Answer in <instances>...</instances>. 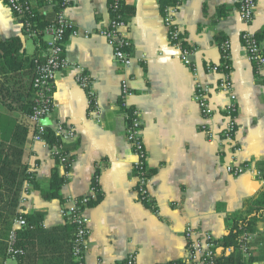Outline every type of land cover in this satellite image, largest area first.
Returning a JSON list of instances; mask_svg holds the SVG:
<instances>
[{
  "label": "crops",
  "instance_id": "1",
  "mask_svg": "<svg viewBox=\"0 0 264 264\" xmlns=\"http://www.w3.org/2000/svg\"><path fill=\"white\" fill-rule=\"evenodd\" d=\"M257 1L255 20L247 28L240 18V0H124L133 12L126 18L125 31L134 56L124 75L113 48L96 34L109 26V0H69L65 14L80 34L66 37L65 55L71 65L57 77L50 115L54 126L75 131L76 138L66 144L69 168L53 156V146L44 136L43 141H34L36 127L22 110V97L8 92L22 91L28 84L27 65L20 63L36 55L37 46L25 35L21 18L0 1V120L11 122L6 135L0 128V138L9 140L15 124L26 130L21 164L33 173L39 189L24 182L17 217L44 216L39 240L23 241L20 264H73L74 230L62 210L84 197L94 199L85 209L89 237L82 264H125L132 255L136 264L182 261L187 257L189 226L218 241L228 234L232 215L264 187L249 175L236 178L226 171L233 152L258 169L264 165V73L256 71L242 42L249 29L264 47V0ZM170 5H177L176 24L185 45L194 51L191 66L169 40L165 8ZM54 17L47 13L48 20ZM85 31L91 36L85 37ZM27 38L34 43L31 52ZM225 42L230 45L229 78L237 97L238 152L222 139L230 95L219 88L221 74L207 72L208 66L224 63ZM83 73L90 78L88 89L77 81ZM4 75L9 80L5 86ZM124 79L133 94L130 107L141 112L151 175L147 200L137 190L136 156L120 107ZM199 85L209 89L212 116L202 113ZM54 171L64 183L60 198L47 200L40 189L48 188ZM2 202L0 196V210H5ZM2 228L0 222V236ZM253 246L256 264H264L262 226L253 235ZM0 264L16 263L4 260L0 251Z\"/></svg>",
  "mask_w": 264,
  "mask_h": 264
},
{
  "label": "built area",
  "instance_id": "2",
  "mask_svg": "<svg viewBox=\"0 0 264 264\" xmlns=\"http://www.w3.org/2000/svg\"><path fill=\"white\" fill-rule=\"evenodd\" d=\"M7 4L15 15L23 21L26 34L34 38L37 36L36 30L33 29L29 17H33L34 13L39 9H45V14L52 13L53 0H0ZM64 8L55 14L51 25L45 29L44 35L48 43L47 51L42 58L36 59V73L32 80V86L35 92L34 106L32 113L28 115L30 122L36 127L34 141H43V135L47 128H52L54 135L59 139V143L52 147L53 156L60 161L66 168H69L70 157L66 150V144L76 138L73 128L62 124H53L50 115L54 111V91L58 75L68 69L71 62L65 55V41L68 34L78 36L80 33L75 29L74 24L67 18L65 10L69 5V0H64ZM257 0H240V18L243 23L250 28L255 20L257 11ZM122 0H109V13L111 15L109 26L100 28L96 34L105 38L108 44L114 50V56L120 70L125 75L131 67L134 56L131 52L133 47L132 41L126 35L127 21L122 18L120 10ZM42 11V10H41ZM177 5H170L165 8V24L168 30V37L174 47L180 51L182 61L191 66L193 64L192 57L194 51L185 45V39L179 26L176 24L175 16L177 15ZM43 12V11H42ZM31 15V16H29ZM92 32L85 31L84 36L90 37ZM242 42L245 48L246 56L253 64L258 73H264V47L259 41L257 35L251 30H246L242 35ZM229 43L222 44L224 63L221 65H210L207 67L208 73H220L221 81L219 88L228 92L230 95V103L226 106L227 124L222 131V139L231 147L230 149L238 152L235 145V134L237 129V97L233 94L232 84L229 78ZM79 85L83 89L90 86V78L87 74L79 75L77 79ZM208 87L198 86L197 101L200 105L203 115L209 117L213 115V110L208 101ZM132 92L129 82L124 79L122 82L120 107L124 111L126 119V138L131 144L136 162L137 190L142 200H147L148 183L150 180V172L147 166L148 153L144 142L141 112L130 107V98ZM44 118H49L52 122L50 126L41 123ZM227 173L232 177H241L249 175L254 179L264 182V171L258 169L254 165L242 162L233 152L230 162L226 166ZM96 192V189H95ZM94 197H84L75 199L62 210L63 217L66 222L74 227V236L72 239V252L74 260L80 264L87 250V241L89 237V220L85 215L87 205ZM25 200V199H24ZM15 229L12 231L7 243L8 259L18 262V256L23 254V250L17 246L18 234L17 230L25 228L28 223L23 219V215H19L14 221ZM187 257L182 261H172L164 264H217V257L222 251L220 241L213 237L210 233H201L195 227L189 226L185 233ZM253 236L247 232L241 235V252L245 259V264L253 257V248L251 243ZM233 249L227 250V255H231ZM125 264H136V256L132 255ZM256 264V263H253Z\"/></svg>",
  "mask_w": 264,
  "mask_h": 264
},
{
  "label": "trees",
  "instance_id": "3",
  "mask_svg": "<svg viewBox=\"0 0 264 264\" xmlns=\"http://www.w3.org/2000/svg\"><path fill=\"white\" fill-rule=\"evenodd\" d=\"M63 3L64 0H53V15L57 14L62 8H64ZM120 14L125 20L133 14L132 10L124 3V0H122ZM29 19L32 23L33 29L36 30L37 33V36L33 38L36 42L37 54L31 59H27L25 62L22 61L20 63L21 65H27L28 68L27 76L29 81L28 84H26V87L22 91L13 89L8 91L9 94L15 95L17 99L22 97V110L26 114H31L34 106L35 92L31 80H33L37 69L35 61L38 57H42L48 49V43L45 40L44 31L52 23V21L47 19V14L42 11H36L34 16L29 17ZM15 52V50L12 51V53ZM41 59L42 58H40V60ZM9 62L8 64L12 63V65H14L13 63L15 61L12 60V62ZM7 76L8 75H4L5 80L2 84L3 86L9 81L8 78H6ZM43 136L51 146L59 143V139L55 137L50 128L45 130ZM25 138L26 130L18 124L14 125L9 140L0 138V196L1 201L3 200L2 203L6 204V209L0 210V222L3 226L2 234L0 236V251L4 260L6 258L8 259L7 240L9 239L10 233L13 231V220L17 217L16 211L19 205L24 182L29 181L35 185L36 189H39V183L35 180L33 173L29 172L28 169L21 164ZM262 169L264 170V165H262ZM63 183L64 181L62 177L57 171H54L48 188L40 189L44 198L47 200L59 199ZM100 199L99 191L98 201H100ZM43 217L44 216L39 213L23 215V219L27 221L28 226L17 230V246L19 248H24V240H39V235L43 232L41 229ZM230 220L231 225L228 234L220 240L222 251L217 257V264H245L246 262L240 249V238L244 232H247L252 236L257 234L261 226L264 230V187L256 196L245 200L242 210L232 215ZM68 227H70L71 230H74L72 225L68 224ZM228 249H233L231 255H227ZM23 254L18 256L19 263L23 260ZM71 257L73 259L72 250ZM248 263H258V258L253 256ZM73 264L80 263L73 259Z\"/></svg>",
  "mask_w": 264,
  "mask_h": 264
},
{
  "label": "rangeland",
  "instance_id": "4",
  "mask_svg": "<svg viewBox=\"0 0 264 264\" xmlns=\"http://www.w3.org/2000/svg\"><path fill=\"white\" fill-rule=\"evenodd\" d=\"M27 48L29 52H31L34 49V43L31 38H27ZM10 126H11V122H9L8 120H0V128L4 130L5 135L7 134V130L10 128ZM253 247L254 246H253V240H252L251 248Z\"/></svg>",
  "mask_w": 264,
  "mask_h": 264
},
{
  "label": "water",
  "instance_id": "5",
  "mask_svg": "<svg viewBox=\"0 0 264 264\" xmlns=\"http://www.w3.org/2000/svg\"><path fill=\"white\" fill-rule=\"evenodd\" d=\"M41 123L45 126H50L52 124L49 118H44L43 120H41Z\"/></svg>",
  "mask_w": 264,
  "mask_h": 264
}]
</instances>
